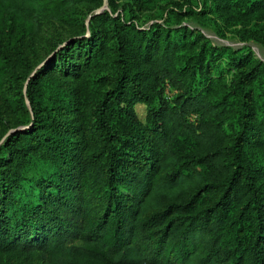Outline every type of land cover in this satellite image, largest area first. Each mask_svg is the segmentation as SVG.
Here are the masks:
<instances>
[{
  "label": "trees",
  "instance_id": "trees-1",
  "mask_svg": "<svg viewBox=\"0 0 264 264\" xmlns=\"http://www.w3.org/2000/svg\"><path fill=\"white\" fill-rule=\"evenodd\" d=\"M102 1L0 0V96L16 113L0 146V252L44 264H264V62L232 51V78L212 77L227 48L105 12L31 75L24 45L44 18L76 26L80 5ZM206 3L227 21H264V0ZM106 65L102 144L85 158L84 83ZM20 79L26 92L14 95L7 84ZM137 102L151 109L147 125Z\"/></svg>",
  "mask_w": 264,
  "mask_h": 264
},
{
  "label": "rangeland",
  "instance_id": "rangeland-1",
  "mask_svg": "<svg viewBox=\"0 0 264 264\" xmlns=\"http://www.w3.org/2000/svg\"><path fill=\"white\" fill-rule=\"evenodd\" d=\"M208 0H116V6H112L109 0L93 2L80 5L79 24L70 26L59 21L44 18L43 28L35 38H28L24 45V54L32 61L35 67L31 73L33 75L41 69L48 61L53 59L59 49L75 38L82 35L91 34L92 19L99 14L109 12L114 16L120 15L123 19L134 21L141 28L149 27L152 24H166L170 26H184L189 29V34L193 36L197 32L202 33L209 43L218 48H227L228 53L223 59H217L212 63V77H217L218 73L224 72V76L232 78L234 68L230 64V52H235L238 56H246L252 53L257 59L264 62V44L258 40L259 28L264 21L261 18L245 21H227L224 17L218 16L210 9L212 5L205 7ZM85 23L87 31H82V24ZM84 33V34H83ZM257 35V37L255 36ZM232 71H229V70ZM19 72H22L19 70ZM113 74L112 65L104 66L96 74L95 81L85 82L86 93L91 95V120L85 134L86 149L85 158L98 149L102 144V131L96 119V102L100 90L108 87V80ZM24 87V88H23ZM7 88L12 90V94L17 95L20 91L26 92V82L20 79L14 84H7ZM177 90L167 87L163 92L171 100ZM8 95L0 96V146L10 136L16 127L14 126L16 113L10 108L7 102ZM29 104V103H28ZM158 104V103H157ZM132 109L136 118L142 125H147L150 119L151 109L148 104L137 102ZM113 124L119 128L121 122L114 120ZM18 127L17 129H19ZM147 136L148 134L145 133ZM0 264H44L39 254L28 255L20 250L0 252ZM72 264H101L86 260H74Z\"/></svg>",
  "mask_w": 264,
  "mask_h": 264
}]
</instances>
